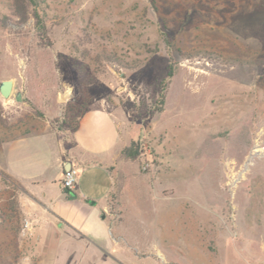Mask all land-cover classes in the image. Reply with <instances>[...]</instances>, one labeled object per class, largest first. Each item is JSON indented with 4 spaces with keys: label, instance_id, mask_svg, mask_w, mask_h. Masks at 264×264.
<instances>
[{
    "label": "rangeland",
    "instance_id": "374dc122",
    "mask_svg": "<svg viewBox=\"0 0 264 264\" xmlns=\"http://www.w3.org/2000/svg\"><path fill=\"white\" fill-rule=\"evenodd\" d=\"M15 3L0 0V80L22 99L0 95V141L51 129L72 149L100 101L141 144L111 166L119 244L102 260L264 264V0H38L40 22ZM2 167L0 264H104L71 245L41 262Z\"/></svg>",
    "mask_w": 264,
    "mask_h": 264
},
{
    "label": "crops",
    "instance_id": "0c3cea01",
    "mask_svg": "<svg viewBox=\"0 0 264 264\" xmlns=\"http://www.w3.org/2000/svg\"><path fill=\"white\" fill-rule=\"evenodd\" d=\"M73 142L71 149L51 129L5 138L0 141L2 169L21 186V209L35 223L41 262L71 245L109 264L102 254L119 244L113 220L106 215L114 183L111 166L125 142L119 122L104 102L94 101L83 110ZM66 168L78 170L75 196L62 185Z\"/></svg>",
    "mask_w": 264,
    "mask_h": 264
},
{
    "label": "trees",
    "instance_id": "16d2710c",
    "mask_svg": "<svg viewBox=\"0 0 264 264\" xmlns=\"http://www.w3.org/2000/svg\"><path fill=\"white\" fill-rule=\"evenodd\" d=\"M15 10H14V15L18 16L19 18H27V15L29 13L28 8L30 6L33 7V15L35 18L39 19V14L37 13L36 8L38 7V0H15ZM40 22V21H39ZM172 75V71H170L169 76ZM79 120V118H78ZM140 150H141V144L139 141H131V143L127 146H125L121 150V154L125 158H129L132 160H135L136 158L139 157L140 155ZM65 191L70 194L71 196H75V193L73 190L64 187Z\"/></svg>",
    "mask_w": 264,
    "mask_h": 264
},
{
    "label": "built area",
    "instance_id": "2783aa9c",
    "mask_svg": "<svg viewBox=\"0 0 264 264\" xmlns=\"http://www.w3.org/2000/svg\"><path fill=\"white\" fill-rule=\"evenodd\" d=\"M78 170L75 168H69L65 170L63 178H62V185L63 187L74 189L76 182H77ZM33 222L31 220H26L22 227L23 234H32L33 233Z\"/></svg>",
    "mask_w": 264,
    "mask_h": 264
},
{
    "label": "water",
    "instance_id": "95a60500",
    "mask_svg": "<svg viewBox=\"0 0 264 264\" xmlns=\"http://www.w3.org/2000/svg\"><path fill=\"white\" fill-rule=\"evenodd\" d=\"M14 84H15V81L12 78L0 80V95L4 99H9L12 96V94L14 93ZM14 95L17 100L22 99V94L20 92H16L14 93ZM67 167H70L69 162L67 163ZM68 169L69 168H66V170Z\"/></svg>",
    "mask_w": 264,
    "mask_h": 264
}]
</instances>
